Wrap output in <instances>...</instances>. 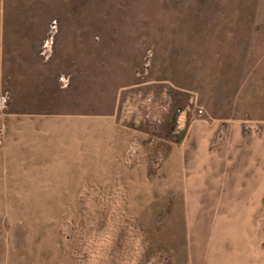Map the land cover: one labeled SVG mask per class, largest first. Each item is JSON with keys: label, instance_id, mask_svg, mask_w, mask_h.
I'll use <instances>...</instances> for the list:
<instances>
[{"label": "rangeland", "instance_id": "rangeland-1", "mask_svg": "<svg viewBox=\"0 0 264 264\" xmlns=\"http://www.w3.org/2000/svg\"><path fill=\"white\" fill-rule=\"evenodd\" d=\"M0 264H264V0H0Z\"/></svg>", "mask_w": 264, "mask_h": 264}, {"label": "crops", "instance_id": "crops-1", "mask_svg": "<svg viewBox=\"0 0 264 264\" xmlns=\"http://www.w3.org/2000/svg\"><path fill=\"white\" fill-rule=\"evenodd\" d=\"M238 131V130H237ZM240 135V134H239ZM236 138L234 139V142H232V144L229 145L230 149H226V151H229V154H234V160H241L239 162V164H234L231 163V168H236V167H244L245 166V160H244V155L242 154L241 158H239V154L241 153V151H250L249 145H241V144H237L236 143ZM246 147V148H245ZM249 165V160H247V166ZM229 170V174H232V176H229L225 182H226V186H228V183H231L232 185L226 187V190H230V191H235V190H239L240 187L238 186L239 184L244 185L243 189L244 190H248L250 191V183H251V176L250 175H244V174H235V170ZM228 173V172H227ZM236 185V186H235ZM246 186V188H245ZM239 197V196H236Z\"/></svg>", "mask_w": 264, "mask_h": 264}]
</instances>
